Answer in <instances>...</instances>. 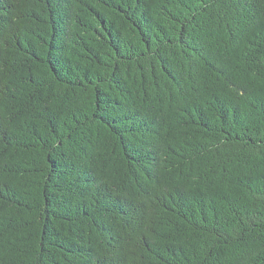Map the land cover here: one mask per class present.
Returning <instances> with one entry per match:
<instances>
[{
  "label": "trees",
  "instance_id": "trees-1",
  "mask_svg": "<svg viewBox=\"0 0 264 264\" xmlns=\"http://www.w3.org/2000/svg\"><path fill=\"white\" fill-rule=\"evenodd\" d=\"M0 264H264V0H0Z\"/></svg>",
  "mask_w": 264,
  "mask_h": 264
}]
</instances>
